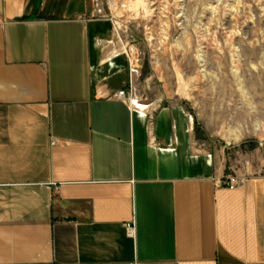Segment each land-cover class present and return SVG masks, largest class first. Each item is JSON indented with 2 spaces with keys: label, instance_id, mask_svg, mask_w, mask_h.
Segmentation results:
<instances>
[{
  "label": "crops",
  "instance_id": "1",
  "mask_svg": "<svg viewBox=\"0 0 264 264\" xmlns=\"http://www.w3.org/2000/svg\"><path fill=\"white\" fill-rule=\"evenodd\" d=\"M111 38L93 0H0V264H264V174L120 100Z\"/></svg>",
  "mask_w": 264,
  "mask_h": 264
},
{
  "label": "rangeland",
  "instance_id": "2",
  "mask_svg": "<svg viewBox=\"0 0 264 264\" xmlns=\"http://www.w3.org/2000/svg\"><path fill=\"white\" fill-rule=\"evenodd\" d=\"M104 2L138 35V94L185 105L230 169L263 175L264 0Z\"/></svg>",
  "mask_w": 264,
  "mask_h": 264
},
{
  "label": "built area",
  "instance_id": "3",
  "mask_svg": "<svg viewBox=\"0 0 264 264\" xmlns=\"http://www.w3.org/2000/svg\"><path fill=\"white\" fill-rule=\"evenodd\" d=\"M94 16L98 19L110 21L112 24V38L108 40V45L117 46L114 56L123 55L128 61V69L130 73L129 89L122 90L117 94L120 100H128L131 104L138 108H145L139 103V94L137 89V81L142 75V64L145 57L141 45L138 43V35L131 29L127 22L119 19L107 6L104 0H93ZM241 182L236 171L232 170L228 173L224 180V185L229 188L237 187ZM135 227L128 226V233L133 235Z\"/></svg>",
  "mask_w": 264,
  "mask_h": 264
},
{
  "label": "bare ground",
  "instance_id": "4",
  "mask_svg": "<svg viewBox=\"0 0 264 264\" xmlns=\"http://www.w3.org/2000/svg\"><path fill=\"white\" fill-rule=\"evenodd\" d=\"M95 14V13H94ZM112 45V44H111ZM113 47H115L116 49H115V51H117V46H115V45H112Z\"/></svg>",
  "mask_w": 264,
  "mask_h": 264
}]
</instances>
